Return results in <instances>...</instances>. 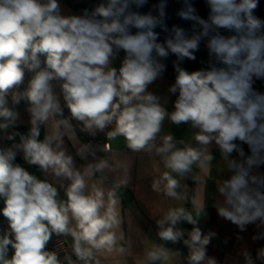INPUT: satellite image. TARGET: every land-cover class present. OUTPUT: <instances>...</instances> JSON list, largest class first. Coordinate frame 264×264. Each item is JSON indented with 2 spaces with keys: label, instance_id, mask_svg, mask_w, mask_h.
Listing matches in <instances>:
<instances>
[{
  "label": "clouds",
  "instance_id": "obj_1",
  "mask_svg": "<svg viewBox=\"0 0 264 264\" xmlns=\"http://www.w3.org/2000/svg\"><path fill=\"white\" fill-rule=\"evenodd\" d=\"M202 2L206 18L196 0H104L78 13L65 12L60 0H0V264H104L126 254L117 190L131 176L128 163L113 156L118 139L131 153L159 158L164 170L151 190L179 202L156 221L162 243H153L140 264H217L208 256L216 234L199 227L204 204L193 197L190 210L182 183L199 182L197 170H210L213 146L228 174L217 184L218 216L241 233L255 225L251 239L264 240L261 0ZM171 3L181 5L175 15L189 29L169 27ZM157 28L167 34L163 42ZM202 44L206 66L182 67L197 61ZM170 54L174 82L162 97L151 88ZM21 106L26 133L18 130ZM166 121L188 125L191 141L165 134ZM80 134L104 140L83 143ZM68 144L85 164L77 165ZM116 171L106 186L104 174ZM54 236L71 238L63 260L49 248ZM169 243H182L187 255ZM240 255L243 264H264V244L255 255L249 248Z\"/></svg>",
  "mask_w": 264,
  "mask_h": 264
},
{
  "label": "crops",
  "instance_id": "obj_2",
  "mask_svg": "<svg viewBox=\"0 0 264 264\" xmlns=\"http://www.w3.org/2000/svg\"><path fill=\"white\" fill-rule=\"evenodd\" d=\"M68 1L82 5H89L91 2V0H60L65 12H76ZM171 83L173 81L164 75L163 79L157 81L151 90L162 97H167V88ZM168 107L171 109V104ZM20 111L21 122L18 125V130L26 133L29 127V118L24 112L23 106H21ZM193 132L194 130L190 129L188 125L175 126L167 121L165 122L164 133H171L178 140L191 141ZM41 138H43V133ZM80 138L82 141L81 134ZM18 139L17 137V141ZM68 149L75 157L78 166L86 163V161L76 157L75 148L71 144H68ZM112 149L116 160L128 163L131 176L130 182L117 190L121 202L122 230L125 237L122 243L127 252L124 256H118L115 259L109 258L104 264H115L116 260H119L121 264H140L145 259L146 251L150 249L153 243H162L156 235V221L161 217L163 211H166L170 206L177 205L179 202L172 201L151 190L153 178L164 170L158 157L150 158L146 154L131 153L126 149L122 139L112 142ZM212 152L215 159L211 163L210 170L207 172L197 170V174L202 177L199 182H194L190 178L182 181L187 185L190 197L187 206L191 210V198L193 197H198L204 204V210L201 212L199 219V227L205 234L208 232L216 234L208 246V256L216 259L217 264H243V257L240 255L241 250L249 248L255 255V250L264 244V240L253 242L251 239L259 231L255 225L248 226L247 231L241 233L237 226L218 216L215 204L217 200L222 198L219 197L217 192V184L227 178L228 174L226 164L220 157L219 149L213 146ZM17 159L18 162L23 164L22 156H18ZM91 161L92 157H89L87 162ZM24 166L33 174L43 178V173L39 169L26 164ZM120 174L119 171L106 172L104 174L106 186H113ZM61 196H63L62 192ZM5 226L6 221L0 217V230ZM182 227L191 230V225L186 223ZM167 247L182 249L185 256L187 255V249L182 243L176 245L169 243Z\"/></svg>",
  "mask_w": 264,
  "mask_h": 264
},
{
  "label": "trees",
  "instance_id": "obj_3",
  "mask_svg": "<svg viewBox=\"0 0 264 264\" xmlns=\"http://www.w3.org/2000/svg\"><path fill=\"white\" fill-rule=\"evenodd\" d=\"M68 2L73 7V9L78 13L81 10H83L84 8H88L91 10L95 6H97L99 3L104 2V0H91L89 5L77 4V3L70 2V1H68ZM151 2H154V0H151ZM196 6L199 9L200 15L206 18L207 10H206V7L203 4L202 0H196ZM180 8H181V5L178 3H171L170 4V6L167 9L168 15L170 17V19L168 20V25H169V27H171L173 24H176V25H179L181 27H184L185 29H189L190 28V22L183 21L175 15L176 11H178ZM143 11H145V12L148 11V7H145L143 9ZM257 15L264 17V0H261L260 7L257 10ZM156 31L160 33V41L163 42V40L165 39V36L167 34L161 32L159 28H157ZM196 56H197V61L193 62V61L185 60L184 62L181 63V66L185 67L189 70H195V69H198L200 67L206 66V64L200 63L201 60L206 61V59H207V54H206V51L204 50L203 44L201 45V50L196 53ZM174 61H175V57L172 56L171 54H170L168 60L165 61L166 65H167V71L165 73V76L168 77L173 82H174L175 72H174V69L172 67V64Z\"/></svg>",
  "mask_w": 264,
  "mask_h": 264
},
{
  "label": "built area",
  "instance_id": "obj_4",
  "mask_svg": "<svg viewBox=\"0 0 264 264\" xmlns=\"http://www.w3.org/2000/svg\"><path fill=\"white\" fill-rule=\"evenodd\" d=\"M82 137V142L83 143H87V142H91L94 145H102L104 137L101 135L97 138H92L89 137L87 135L81 134ZM98 156H105V153L102 152H98L97 153ZM70 244H71V239L69 237H55L53 238L52 242L49 245L50 249H58L60 252V258L62 259L65 255V251L68 252V254H71V249H70ZM74 258V257H73Z\"/></svg>",
  "mask_w": 264,
  "mask_h": 264
}]
</instances>
